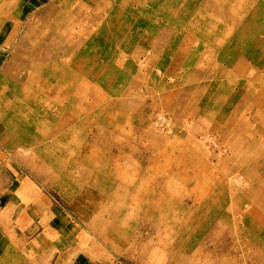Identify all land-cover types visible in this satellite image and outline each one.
Masks as SVG:
<instances>
[{
    "label": "rangeland",
    "instance_id": "1",
    "mask_svg": "<svg viewBox=\"0 0 264 264\" xmlns=\"http://www.w3.org/2000/svg\"><path fill=\"white\" fill-rule=\"evenodd\" d=\"M4 8L0 264H264V0Z\"/></svg>",
    "mask_w": 264,
    "mask_h": 264
},
{
    "label": "bare ground",
    "instance_id": "2",
    "mask_svg": "<svg viewBox=\"0 0 264 264\" xmlns=\"http://www.w3.org/2000/svg\"><path fill=\"white\" fill-rule=\"evenodd\" d=\"M8 9H6V8H4V9H2L1 10V13H0V21H2V19H5V18H7L8 17ZM47 10H43L42 12H40V13H44V12H46ZM12 13V12H11ZM39 14V13H38ZM46 14V13H45ZM42 15V14H41ZM35 17V16H34ZM45 18V17H44ZM8 19V18H7ZM10 21V20H9ZM34 21V20H33ZM21 22V21H20ZM37 22H39V21H37ZM36 22V23H37ZM15 23V22H14ZM25 24V23H24ZM14 25V24H13ZM13 27V26H12ZM31 23L28 25V29H27V32L30 34L31 33V31L29 30V29H31ZM36 27V26H35ZM3 28V27H2ZM38 28H41V27H38ZM43 29L45 28V27H42ZM37 29V28H36ZM48 29V28H47ZM12 30V29H11ZM38 30V29H37ZM41 30V29H40ZM49 30V29H48ZM46 31V32H49V31ZM36 31V30H35ZM45 31V30H44ZM15 33H16V31H15ZM42 34V33H41ZM41 34H39V35H41ZM46 34V33H45ZM26 36V35H25ZM81 36V35H80ZM39 38V40H41V41H39V44L45 49V48H50V47H53V48H55L56 49V46L51 42V41H48V33L46 34V35H42V36H39L38 37ZM88 38V37H87ZM53 40V39H52ZM36 43V42H35ZM21 46V45H20ZM36 46V45H35ZM15 47V46H14ZM49 51V50H48ZM13 60V58H11V61ZM11 61L9 62V64L11 63ZM22 78V77H21ZM20 78V79H21ZM10 98V97H9ZM9 98H7V99H9ZM6 104V103H5ZM7 106V105H6ZM41 137V136H40ZM39 141V140H38ZM37 145V144H36ZM45 151L46 152H48L49 153V158L48 159H53V158H55L54 157V155L52 154V153H54V149L56 148H54V147H49L48 145H45ZM58 150V149H57ZM57 160V159H56ZM60 161V160H59ZM51 166V165H50ZM48 170V169H47ZM45 173H46V171H45ZM53 175V174H52ZM55 175V174H54ZM58 176V175H57ZM55 183V182H54ZM261 223V222H260ZM237 230V229H236Z\"/></svg>",
    "mask_w": 264,
    "mask_h": 264
},
{
    "label": "crops",
    "instance_id": "3",
    "mask_svg": "<svg viewBox=\"0 0 264 264\" xmlns=\"http://www.w3.org/2000/svg\"><path fill=\"white\" fill-rule=\"evenodd\" d=\"M18 178H19V174H18ZM24 179V180H23ZM26 178L23 176V178L21 179V180H19V183L18 184H21L22 182V185L24 184V187L25 188H27V186H26V180H25ZM13 200V199H12ZM12 204V203H11ZM22 205V204H21ZM21 205H20V202L17 204V207L16 206H14L13 207V205H12V207L14 208V209H19L20 207H21ZM28 215V214H27ZM62 228L63 227H59V225L58 224H56L55 225V227H52L51 229L53 230V231H56V232H61V234H62ZM28 232V231H27ZM30 232V231H29ZM28 234V233H27ZM40 234V233H39ZM38 234V235H39ZM41 237V236H40ZM24 240L25 241H29V237H27V236H25V238H24ZM40 241H42V239L41 240H36V242H34V244H38ZM42 242H44V241H42ZM51 248L52 249H54V250H60V252L62 253L63 251V245H62V243L61 242H55V244H54V246L53 245H51Z\"/></svg>",
    "mask_w": 264,
    "mask_h": 264
}]
</instances>
